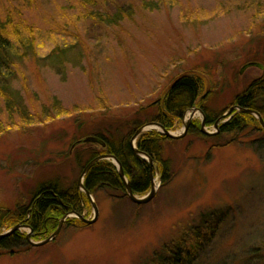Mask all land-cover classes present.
Segmentation results:
<instances>
[{
  "label": "rangeland",
  "instance_id": "rangeland-1",
  "mask_svg": "<svg viewBox=\"0 0 264 264\" xmlns=\"http://www.w3.org/2000/svg\"><path fill=\"white\" fill-rule=\"evenodd\" d=\"M146 1L159 7H145ZM33 6L0 0L2 17L16 7L15 22L38 29L37 54L17 60L10 82L22 113L11 115L0 99L4 210L27 206L47 179L79 185L89 154L73 144L95 131L126 133L134 119L155 112L153 103L180 75H204L206 105L221 111L264 71V0H37ZM118 8L131 16L112 24L107 15ZM52 51L59 62L47 59ZM190 111L170 131L181 134L191 116L202 123L203 114ZM207 130L218 132L213 125ZM88 144L99 156L111 155L100 143ZM164 150L173 178L161 186L157 174L148 203L99 191L92 194L100 211L95 223L68 217L53 240L0 254V264H159L171 249L195 244L194 226L216 212L222 219L210 218L212 236L203 231L188 264H264V132L249 129L225 146L186 133L166 141ZM90 202L82 213L87 219L95 217Z\"/></svg>",
  "mask_w": 264,
  "mask_h": 264
},
{
  "label": "trees",
  "instance_id": "trees-1",
  "mask_svg": "<svg viewBox=\"0 0 264 264\" xmlns=\"http://www.w3.org/2000/svg\"><path fill=\"white\" fill-rule=\"evenodd\" d=\"M91 1L82 0L84 4ZM25 2L32 7L37 0H25ZM144 5L145 7H151V9L159 7V4L154 1H152V4L146 1ZM15 11L19 13V10L14 7V10L6 14L5 17L0 15V99L5 101L7 111L11 115L16 112L22 113L24 108V104L10 87V82L15 76L14 68L18 59L25 58L27 54L32 52L35 55L37 54L35 30H38L35 29L36 26L25 24L22 20H18L16 23ZM98 16L105 17L102 14H98ZM127 16H131L130 11L118 8L114 14H108L107 18L110 23L118 24ZM53 50L56 51V48ZM48 57L51 60L53 59L54 62H59L61 58L57 56V52L53 51L47 56V59ZM205 81L206 79L202 74L184 73L169 86L168 91L162 97L153 103L151 107L155 108V112H144L142 115L144 117L140 116L138 120L134 119L131 125L132 128L129 127L130 129L128 128L126 133L119 131L114 133L110 130L92 133V136L102 138L106 143L104 147L106 151L120 161L134 194L138 196L147 194L152 188L153 177L157 174L160 175L161 186L166 185L173 178L172 161L166 157L164 148L166 141L176 138H170L157 130H151L139 136L137 149L154 160L155 165L151 166L146 159L135 152L132 145L134 135L143 125L158 123L167 130H171L174 128V123L177 120L181 121L185 113L194 107L201 108L205 113L207 126L214 125L228 109L234 106L253 110L264 119V71L259 78L254 79L241 92L237 93L230 105L221 111L210 110L206 105L210 92L205 97L203 93V90H206ZM233 113L234 115L223 123L215 134L202 132L201 125H199L201 122L198 123L197 120L191 122L187 133H194L203 139H215L217 146H225L233 142L236 136L246 133L249 129L264 132L260 120L251 112L235 109ZM232 134L236 136L227 138ZM79 147V149L84 148L89 154L88 159L82 166L83 171L85 166L98 157L102 151L98 152L90 144ZM84 187L93 196L106 189L116 196L128 197L124 179L114 163L108 160H101L91 167L86 174ZM82 193L77 182L68 185L59 178L42 181L33 190L27 206L20 207L17 211L4 210L0 206V233L22 224L32 229L33 239L37 236L43 237L53 229H57L60 220L66 214L71 212L83 213L88 206L89 198L85 192V194ZM222 215L218 212L215 215H205L201 220V226L195 225L193 228L196 243L186 250L181 247L171 249V252L169 251L170 255L161 256L159 264H188L189 261H192L201 249L200 246L203 241L201 239L205 237L203 231L207 230V235L213 233L215 227L211 226L206 229L211 223L210 218L213 219L212 222H220ZM70 222H79V220L75 218L68 220L67 223ZM202 225L205 226V229ZM30 245L34 246L19 229L0 238V254L22 252Z\"/></svg>",
  "mask_w": 264,
  "mask_h": 264
},
{
  "label": "water",
  "instance_id": "water-1",
  "mask_svg": "<svg viewBox=\"0 0 264 264\" xmlns=\"http://www.w3.org/2000/svg\"><path fill=\"white\" fill-rule=\"evenodd\" d=\"M253 64V63H252ZM248 65H251V64H248ZM234 109H238L240 111H248V112H251L252 114H254L261 122L263 128H264V119L261 117V115L253 110H246V109H242V108H239L237 106H234L232 108H230L221 118H219L216 123L214 124V127L218 130L220 125L225 123L228 119H229V116L230 114L232 113V111ZM195 112H200L203 114V121H202V130L206 133H210L208 132L207 130V126H206V122H205V114L204 112L199 109V108H196L194 107L193 109H191V115H193ZM228 116V117H227ZM192 117H188V119L186 120V123H185V129L184 131L181 133V134H174L172 131L170 130H167L166 128H164L162 125L158 124V123H149V124H145L143 125L141 128H139L135 134V136L133 137L132 139V144H133V147H134V150L135 152L142 156L143 158L147 159L148 162L151 164V166L154 165V160L148 156L147 154L139 151L136 147V141H137V138L142 135L145 131L147 130H159L160 132H162L163 134L171 137V138H181L182 136H184L186 133H187V130L192 122ZM227 117V118H226ZM190 118V119H189ZM94 142H97V143H100L101 146L105 147L106 146V143L99 137H96V136H87L83 139H80V140H77L73 146H72V150H74L76 147H79L81 145H84V144H88V143H94ZM71 150V151H72ZM109 160V161H112L115 165H117L118 169H119V172H120V175L122 176V178L124 179L125 183H126V188H127V193H128V196L130 197V199L137 203V204H145V203H148L154 196H155V193H156V187H155V179L153 178V181H152V188L151 190L149 191L148 194L144 195V196H138L136 194L133 193V190H132V187H131V184L130 182L127 180L125 174H124V170H123V167H122V164L120 163V161L113 155H102V156H99L97 158H95L94 160H92L83 170V173L82 175L80 176V181H79V186L81 187V189L87 194V196L90 198L91 200V203L93 205V208H94V211H95V217L93 219H87L85 218L82 214H78L76 212H73V213H68L66 214L62 219H61V224L59 225L58 229L51 235L49 236L48 238L44 239V240H41V241H38V242H35L32 240L31 236H32V232L30 230V232L28 233L27 235V238L29 239V241L34 245V246H40L42 244H45L47 242H49L50 240H53L55 238V236L58 234V232L60 231L61 229V225L63 223V221H65L68 217H71V216H76V217H79L81 220L85 221L87 224H93L97 221V219L99 218V207L97 205V203L95 202V200L93 199V196L92 194L85 189L84 187V178L86 176V174L88 173V171L91 169V167L97 163L98 161L100 160ZM22 227H26V226H23L22 224H19V225H16L15 227H13L12 229H9L5 232H2L0 233V238L4 237L5 235H8L10 233H12L13 231H16L18 229H21Z\"/></svg>",
  "mask_w": 264,
  "mask_h": 264
},
{
  "label": "bare ground",
  "instance_id": "bare-ground-1",
  "mask_svg": "<svg viewBox=\"0 0 264 264\" xmlns=\"http://www.w3.org/2000/svg\"><path fill=\"white\" fill-rule=\"evenodd\" d=\"M155 187L157 188V185Z\"/></svg>",
  "mask_w": 264,
  "mask_h": 264
}]
</instances>
